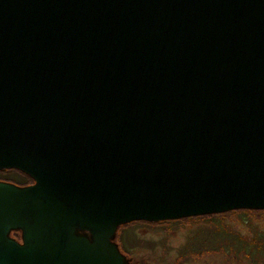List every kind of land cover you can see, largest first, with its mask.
Segmentation results:
<instances>
[{"label": "water", "instance_id": "water-1", "mask_svg": "<svg viewBox=\"0 0 264 264\" xmlns=\"http://www.w3.org/2000/svg\"><path fill=\"white\" fill-rule=\"evenodd\" d=\"M5 169L33 183L0 182V264H126L95 235L263 211L264 0H0Z\"/></svg>", "mask_w": 264, "mask_h": 264}, {"label": "rangeland", "instance_id": "rangeland-1", "mask_svg": "<svg viewBox=\"0 0 264 264\" xmlns=\"http://www.w3.org/2000/svg\"><path fill=\"white\" fill-rule=\"evenodd\" d=\"M6 177L9 178V174H6ZM0 182L12 184L7 181ZM208 217L209 215L187 217L175 221L141 220L121 224L116 227L115 233L109 239L110 245L123 257V262L126 264H239L225 257L223 253L211 252L207 248H203V252H198L199 254L193 252L194 246H198L200 241H205L204 234L214 233L212 230L214 222L210 218L212 221L210 223ZM232 217L230 216L228 223L233 221L234 217ZM76 235L92 242L91 235L87 231L76 230ZM8 238L17 244H22V230L20 228L9 230Z\"/></svg>", "mask_w": 264, "mask_h": 264}, {"label": "trees", "instance_id": "trees-1", "mask_svg": "<svg viewBox=\"0 0 264 264\" xmlns=\"http://www.w3.org/2000/svg\"><path fill=\"white\" fill-rule=\"evenodd\" d=\"M6 174H9V178ZM0 180L22 187L33 183L31 177L17 169L0 171ZM230 216L235 220L232 217L233 221L228 223ZM208 218L210 223L214 222V233L204 234L205 241L194 246L193 252L199 254L203 252V248H207L211 252L223 253L239 264H264V210H231L219 215H209ZM235 224L238 226L235 227Z\"/></svg>", "mask_w": 264, "mask_h": 264}, {"label": "bare ground", "instance_id": "bare-ground-1", "mask_svg": "<svg viewBox=\"0 0 264 264\" xmlns=\"http://www.w3.org/2000/svg\"><path fill=\"white\" fill-rule=\"evenodd\" d=\"M50 236H51V234H50ZM53 236H54V234H52V237ZM107 238H108V235H102V233H98L97 235H95V241H96L95 245H92L91 246L89 244L91 247L90 246H88V247L92 248L93 250H96L97 252L98 251L99 252H102V253H104L106 255H112V254L114 255V252L111 249L110 243L108 242V239ZM80 241L86 243L85 240H81L80 239Z\"/></svg>", "mask_w": 264, "mask_h": 264}, {"label": "flooded vegetation", "instance_id": "flooded-vegetation-1", "mask_svg": "<svg viewBox=\"0 0 264 264\" xmlns=\"http://www.w3.org/2000/svg\"><path fill=\"white\" fill-rule=\"evenodd\" d=\"M0 181H3V180H0ZM28 185H31V184H28ZM22 187V186H21ZM23 187H26V186H23Z\"/></svg>", "mask_w": 264, "mask_h": 264}]
</instances>
